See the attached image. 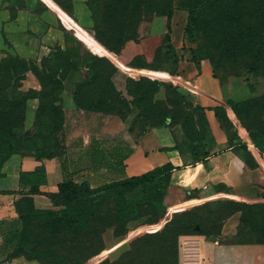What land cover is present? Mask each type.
I'll return each instance as SVG.
<instances>
[{"label":"rangeland","instance_id":"rangeland-1","mask_svg":"<svg viewBox=\"0 0 264 264\" xmlns=\"http://www.w3.org/2000/svg\"><path fill=\"white\" fill-rule=\"evenodd\" d=\"M84 4L0 0L9 18L23 12L24 26L31 6L34 11L49 6L58 16L56 24L50 19L38 47L35 40L20 46L26 40L14 36L1 43L6 49L0 52V115L14 126L10 140L17 154L54 152L62 179L75 173L73 180L103 190L95 197L100 204L95 216L83 226L60 220L61 200L50 210L54 214L36 213L25 220L14 205L16 217L0 221L6 257L36 264H176L182 240L214 238L225 225L240 244L264 245V191L240 200L213 186L165 208L154 207L157 189L141 183L119 206L104 187L121 175L90 167L93 141L105 150L132 146L156 126L188 119L192 110L173 80L178 62L190 58L206 63L232 90L234 101L216 116L227 143L252 148L264 143V0ZM183 13L185 18L179 17ZM177 44L193 53L176 49Z\"/></svg>","mask_w":264,"mask_h":264},{"label":"crops","instance_id":"crops-1","mask_svg":"<svg viewBox=\"0 0 264 264\" xmlns=\"http://www.w3.org/2000/svg\"><path fill=\"white\" fill-rule=\"evenodd\" d=\"M42 1V0H41ZM84 7V0H74ZM36 2V1H35ZM33 6L27 11L29 24L23 25V12L18 11L15 18H9L7 11L0 9V52L5 50L1 43L9 38L25 39L27 47L39 39H45L46 28L50 19H58L57 13L49 6L34 11ZM178 14V13H177ZM174 14L172 20L177 17ZM179 17H183L179 14ZM5 24V25H4ZM50 28V27H49ZM176 49L186 48L177 44ZM19 45H16V48ZM173 83L177 93L192 107L203 109L209 127V138L206 150L209 152L204 163L194 162L182 127L178 123L169 126H158L150 129L136 143L129 146L131 153L123 161V177H135L169 163V183L165 189L162 205L173 208L184 202L187 194L213 186H223L240 200H251L264 191V145L262 150L249 147L240 148L227 143L224 132L220 129L215 117V108H221L234 101L232 90L220 84L209 66L204 62L180 60ZM242 91L239 95H242ZM256 166L251 165V158ZM43 165L46 171L47 184L40 188L43 193L57 192V185L62 181L59 163L56 159L36 161L30 155H12L0 168V221L16 217L14 203L19 195V174L33 171ZM33 207L37 210H51L53 204L45 195L32 196ZM226 225L214 238L201 241L203 264H264V245L239 243ZM233 234L234 237H233ZM199 237V236H198ZM200 239V237H199ZM235 239V240H234ZM7 251L0 247V264H36L22 257L7 258Z\"/></svg>","mask_w":264,"mask_h":264},{"label":"trees","instance_id":"trees-1","mask_svg":"<svg viewBox=\"0 0 264 264\" xmlns=\"http://www.w3.org/2000/svg\"><path fill=\"white\" fill-rule=\"evenodd\" d=\"M186 12L188 14V18H190L192 16V11H190V9H187ZM171 17L172 15L169 17V19H171ZM184 29L187 30L188 25H186ZM96 49L98 48L95 44L94 50ZM183 49H185V52L189 54L193 53V51L189 48ZM188 61L197 62L193 58L188 59ZM181 97L184 98L183 96ZM230 103L231 102H228L227 104ZM188 105L192 110V114L188 117L187 120H185V122H181L178 124H180L182 127L183 133L187 141V146L189 148V152L193 161L204 163L209 154V152L206 150L209 138L208 123L205 118L203 109L199 107L194 108L189 103ZM219 110L220 108H215V117L217 116V112ZM0 118L3 122L0 124V154L3 155L0 159L1 168V165L7 159H9V157L18 154L15 149V146L10 140L11 131L12 129H14V126L8 122V118L3 120L1 115ZM169 125L162 124L159 126ZM263 145L264 143L261 142L260 144H255L254 147L260 151L262 150ZM233 146L246 148V145ZM130 153L131 149L129 148V146L117 145L110 150H105L101 148V146H99V143L93 141L91 143L92 158L90 161V167L92 170L102 168L104 169L105 167L111 168L113 169V171H115V173H119L121 175L124 169L123 161L128 157ZM32 157H34L36 161H40L42 159L50 160L55 157V153L52 152L45 155H36ZM250 163L251 165L256 166V164L253 163L252 158ZM172 170L173 167L169 163L163 164L159 167H155L152 170L143 173L141 176H119L118 179L112 180L111 182L107 183V186H105L104 188L106 190H111L115 196L117 204L119 206H122L125 202L126 195L130 193L133 189H135L139 184H150L154 187V189H157V193L153 198V200L155 201L154 207H163L162 199L165 194V189L169 183V176ZM74 174H65L62 181L57 185V192L46 194L40 191V188L47 184L46 171L43 165L37 166L33 171L30 172H21L19 174L18 191L19 195H21V198L14 203L17 213L20 214V218L22 220L29 219L32 217V215L36 213L54 214V212L50 210L35 209L33 207L32 202V196L34 195H45L46 197H48L51 203L53 204V208L60 206L58 204V201L61 200L64 208L63 210L58 212V214L60 215V220L65 223H69L71 226H83L86 221L93 218L95 216L96 209L100 205L95 197H97V195H99V193L103 190L99 191L92 189L89 184L85 181L73 180ZM1 176L2 174L0 173V177ZM164 185L165 188L160 191V187ZM21 204L27 205L26 211L20 207ZM195 230L196 233H198V228H196ZM20 239L21 238H19V242L23 245V247L27 249V252H30L31 246H28L26 243L22 242V239ZM11 258L9 257V259ZM176 264H178V253L176 255Z\"/></svg>","mask_w":264,"mask_h":264},{"label":"built area","instance_id":"built-area-1","mask_svg":"<svg viewBox=\"0 0 264 264\" xmlns=\"http://www.w3.org/2000/svg\"><path fill=\"white\" fill-rule=\"evenodd\" d=\"M202 244L198 236L182 240L178 248V264H203Z\"/></svg>","mask_w":264,"mask_h":264}]
</instances>
